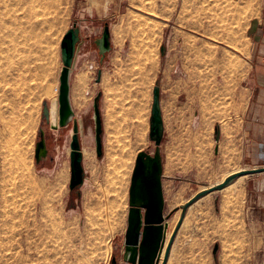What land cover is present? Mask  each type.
Returning a JSON list of instances; mask_svg holds the SVG:
<instances>
[{
  "label": "rangeland",
  "instance_id": "374dc122",
  "mask_svg": "<svg viewBox=\"0 0 264 264\" xmlns=\"http://www.w3.org/2000/svg\"><path fill=\"white\" fill-rule=\"evenodd\" d=\"M93 1L55 6L51 0H0V264H113L114 257L123 264L133 171L116 188L109 154L118 141L133 139L141 122L147 144L136 157L140 150H155L150 121L157 84L169 207H180L231 168L264 165V141L247 128L262 0H110L107 13ZM75 23L80 29L71 75L75 113L82 121L84 154L94 158L91 165L84 161L80 199L70 189L73 124L54 129L44 115L59 97L61 42ZM106 23L112 50L102 61L96 41ZM99 93L102 157L96 151L93 109ZM41 129L48 153L37 161ZM58 172L66 174L61 185ZM254 180H264V173L235 180L189 208L188 216L210 212L220 220V234L215 238L210 232V251L220 244L216 264H264V212L249 208L245 199Z\"/></svg>",
  "mask_w": 264,
  "mask_h": 264
},
{
  "label": "water",
  "instance_id": "95a60500",
  "mask_svg": "<svg viewBox=\"0 0 264 264\" xmlns=\"http://www.w3.org/2000/svg\"><path fill=\"white\" fill-rule=\"evenodd\" d=\"M111 27L105 24L101 37L96 41L102 61L106 54L112 50ZM80 43V29L77 24L66 32L61 42L63 67L60 75V89L58 97V124H51L54 129L68 127L71 123L72 138L70 142L71 161V192H75L80 199L85 184L87 172L84 166V149L82 147L81 132L82 121L77 117L71 102V75ZM165 54V47L162 48ZM102 71L98 72L96 82L101 81ZM154 100L150 125V139L155 150H141L138 152L133 169L129 190L128 225L125 232L123 261L127 264H167L171 247L180 230L189 208L205 195L219 191L231 184L237 177L244 174L264 173V165L243 169L228 175L222 182L198 191L180 207L166 210V199L163 190V156L161 145L165 134L164 119L161 109V89L157 84L154 87ZM101 97L99 93L93 100L95 121V144L98 157L103 156V118L101 111ZM44 115L49 117L50 110L44 109ZM41 140L37 143L36 159L40 161L47 156L45 132L41 129ZM219 126L215 129V140L220 141ZM219 146L216 147V152ZM181 209L180 219L165 247L168 221ZM219 244H215L213 254L215 259L219 251ZM165 249V250H164ZM164 250V257L161 259ZM113 264H117L116 257Z\"/></svg>",
  "mask_w": 264,
  "mask_h": 264
},
{
  "label": "crops",
  "instance_id": "0c3cea01",
  "mask_svg": "<svg viewBox=\"0 0 264 264\" xmlns=\"http://www.w3.org/2000/svg\"><path fill=\"white\" fill-rule=\"evenodd\" d=\"M256 24L257 27L254 32L252 46L253 52L251 55V99L249 102L247 128L248 130L253 131V135H259L258 140L264 141V0H262L260 19L256 22ZM79 47L80 43L78 44L77 52L80 50ZM74 70L73 65L72 74ZM73 95L74 88L73 83L71 82V102L73 109L75 110ZM248 176L249 175H246L244 177ZM245 182L239 191L240 194L237 197L238 199L244 194ZM169 189L171 190V186L169 184V176L166 174L164 164L163 190L166 199L167 211L177 208L176 206L169 207ZM245 199L249 208L257 207L264 212V180L252 181L250 186L247 187ZM188 212L171 247L167 264H216L215 260L218 257L215 259L213 251H210L209 245L211 244L210 238L212 236L210 235V232L216 238L221 231L219 227L220 220L217 214L213 215L210 212H196L195 214L188 216ZM174 217L175 215L168 221L169 225L167 230H172V233L177 225L176 223H178L180 219L179 217L174 223H172ZM123 250L124 248L122 246L121 253ZM164 250L161 258L164 256ZM123 264L127 263L123 261Z\"/></svg>",
  "mask_w": 264,
  "mask_h": 264
},
{
  "label": "bare ground",
  "instance_id": "6f19581e",
  "mask_svg": "<svg viewBox=\"0 0 264 264\" xmlns=\"http://www.w3.org/2000/svg\"><path fill=\"white\" fill-rule=\"evenodd\" d=\"M47 2V0H44V2ZM54 0H51V3L53 2ZM95 1V3L97 2V4H98V7H99V9L101 10V12H104V13H107L108 11H109V6L111 5L110 4V0H94ZM93 1V2H94ZM44 2H41V3H44ZM48 2H50V1H48ZM55 2V1H54ZM56 2H57V4L58 5H60V4H62L63 2H68V0H56ZM139 2H141V0L139 1ZM52 4H54V3H52ZM52 4H50V5H52ZM56 4V3H55ZM54 4V5H55ZM56 4V5H57ZM134 4V3H133ZM44 5V4H43ZM45 5H47V3H45ZM55 5V6H56ZM97 7V6H96ZM106 16H107V14H106ZM42 18H44V17H42ZM123 19V18H122ZM39 20H43V19H41L40 17H39ZM123 21V20H122ZM31 23V22H30ZM202 25V24H201ZM204 25V24H203ZM195 27V26H194ZM203 28H204V26H202ZM202 27H200V29L202 28ZM197 28H198V26H197ZM202 28V29H203ZM184 45V44H183ZM185 48V47H184ZM186 50H188V48H186ZM188 57V56H187ZM186 57V58H187ZM230 57V56H229ZM229 57H227V58H229ZM189 59V58H188ZM232 59V58H231ZM226 60H228V59H226ZM226 60H225V62H226ZM230 60V59H229ZM225 65H228L229 64V62H227V64L226 63H224ZM28 65V64H27ZM224 66V65H223ZM229 66V65H228ZM227 66V67H228ZM234 65H233V62H232V66L230 65L229 67H233ZM229 67H228V69H229ZM31 69V68H30ZM30 69H27V70H30ZM224 69H225V66L223 67V70L222 71H224ZM26 70V71H27ZM226 70H227V68H226ZM232 70V72L234 73V70L233 69H231ZM231 70L229 71V72H231ZM187 71V70H186ZM29 72V71H28ZM227 72V71H226ZM231 72V73H232ZM189 73V72H188ZM181 74H183V73H181ZM228 74V73H227ZM236 74V73H235ZM180 75V74H179ZM189 74H187V76H188ZM230 75V74H229ZM234 75V74H233ZM82 76H83V74H82ZM81 76V77H82ZM84 76H86L85 75V73H84ZM189 77V76H188ZM84 79H85V77H83ZM225 78H228V77H225ZM79 80V79H78ZM83 80V79H82ZM229 80V79H228ZM84 81V80H83ZM230 81V80H229ZM18 82V81H17ZM79 82V81H78ZM81 82H79V84H80ZM227 84H228V81L226 82ZM82 84V83H81ZM229 85V84H228ZM30 89V88H29ZM33 89V88H32ZM37 89V88H36ZM22 90H23V88H22ZM57 90H59V88H57ZM17 91V90H16ZM33 91V90H32ZM32 91L31 92H29V93H32ZM35 92V91H34ZM15 93V92H14ZM33 94V93H32ZM35 95V94H34ZM73 100V99H72ZM77 100V99H76ZM75 104V103H74ZM76 105V104H75ZM78 105H79V102H78ZM75 107V106H74ZM78 107V106H77ZM51 117H52V119H53V122H56L57 124H58V121H59V117H58V99L52 104V108H51ZM199 126V125H198ZM146 131H147V126L144 124V122H141L140 124H139V126H137L136 127V129H135V133H134V138L133 139H129V140H126V141H123V142H117L118 144V148H116L115 150H114V152H113V155L112 154H109V155H111L112 157H110L109 156V159L112 161V162H109L110 164L112 163V166H113V168L115 169H113L114 171H116L115 173L117 174V179L118 180H116L115 182H113V185L115 184H121V182L123 183V177L125 176V174H127V173H129V171H130V173H131V171H133V167H134V164H135V159H136V150L138 149V148H142V147H144L146 144H147V140H146ZM141 151V150H140ZM84 161H85V164H87V165H91V164H93V161H94V158H93V155L90 153V152H87L86 154H84ZM111 166V167H112ZM256 167V166H255ZM249 168H254V167H249ZM65 169V168H64ZM243 169H248V168H239V167H236V168H231L230 170H228L223 176H222V178L219 180L218 179V181L215 183V184H218V183H220V182H222L228 175H230V174H232V173H235V172H239V171H241V170H243ZM60 171L62 170V169H59ZM66 170V169H65ZM57 172V171H56ZM62 172V171H61ZM63 174H65V172L63 173ZM62 173L61 174H59V172H58V174L56 173V175L55 176H57V183L58 184H60L61 185V182H63V180L66 178V174L65 175H63ZM245 175H249V174H244V175H240L239 177H237L234 181L235 182H238V181H241L243 178H244V176ZM54 176V179L56 178ZM115 176V174L113 175V177ZM30 178H31V176H29ZM28 176H27V178L28 179H30ZM65 177V178H64ZM126 177H128L127 175H126ZM32 179V178H31ZM124 179H126L125 177H124ZM129 180V179H128ZM28 181V180H27ZM233 181V182H234ZM32 181L30 180V182L28 181V183H31ZM60 182V183H59ZM233 182L231 183V184H229L228 186H227V188L228 187H230L232 184H233ZM33 183V182H32ZM37 183V182H36ZM124 183H126V180L124 181ZM34 184H35V180H34ZM58 184H56V185H58ZM215 184H212V185H210V186H213V185H215ZM37 186H38V184H36ZM86 185H87V182H86ZM85 185V186H86ZM122 185H124V184H122ZM121 186V185H120ZM125 186V185H124ZM124 186H121V188L122 187H124ZM210 186H208V187H210ZM118 186L116 185V188H117ZM208 187H203L201 190H203V189H205V188H208ZM119 188V187H118ZM123 189V188H122ZM224 189H226V187L224 188ZM115 190V189H114ZM117 190V189H116ZM223 190V189H222ZM200 191V190H199ZM219 191H221V190H219ZM213 192H216V191H213ZM213 192H211V193H213ZM107 193H108V191H107ZM210 194V193H209ZM208 195V194H207ZM206 196V195H205ZM175 217L173 218V220H172V223H174L179 217H180V210H178L175 214ZM177 224V223H176ZM28 228V227H27ZM20 233V232H19ZM172 233V230L171 231H169V230H167V236H166V242H165V245L166 244H168V242H169V239H170V237H171V234ZM20 234H22V233H20ZM20 242V241H19ZM19 244V243H18ZM21 244V243H20ZM18 245V246H21V245ZM167 246V245H166ZM110 248V247H109ZM110 256V255H109ZM164 257V256H163ZM162 259V258H161Z\"/></svg>",
  "mask_w": 264,
  "mask_h": 264
},
{
  "label": "flooded vegetation",
  "instance_id": "af4514ba",
  "mask_svg": "<svg viewBox=\"0 0 264 264\" xmlns=\"http://www.w3.org/2000/svg\"><path fill=\"white\" fill-rule=\"evenodd\" d=\"M50 117H51V111H50V115H49ZM51 124H55V125H57V123L56 122H53V119H52V117H51Z\"/></svg>",
  "mask_w": 264,
  "mask_h": 264
}]
</instances>
